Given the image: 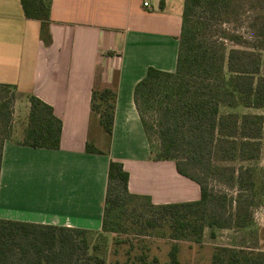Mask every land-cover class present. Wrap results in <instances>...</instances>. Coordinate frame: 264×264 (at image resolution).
I'll list each match as a JSON object with an SVG mask.
<instances>
[{"label": "trees", "instance_id": "16d2710c", "mask_svg": "<svg viewBox=\"0 0 264 264\" xmlns=\"http://www.w3.org/2000/svg\"><path fill=\"white\" fill-rule=\"evenodd\" d=\"M19 1L24 17L39 21V37L49 45L51 0ZM176 39L174 70L148 66L133 88V102L150 159L172 161L178 174L197 184L198 199L154 204L150 196L128 190L129 173L110 159L100 230L0 218V264H159L149 258L146 245L134 246L132 237L146 236L170 240L162 264H180L178 242L200 243L207 227L213 235L218 228L249 224L255 195L246 192L257 183L264 187L263 178L250 168L223 172L217 163L256 159L262 116L221 114L220 107L264 106V0H183ZM9 91L13 98L16 86L0 83V132L11 119ZM25 97L28 110L19 132L8 130L0 139V167L5 139L33 148L60 147L62 121L53 108L34 94ZM115 105V89L98 73L90 116L108 140ZM84 149L107 154L90 142ZM209 264H264V251L215 247Z\"/></svg>", "mask_w": 264, "mask_h": 264}, {"label": "crops", "instance_id": "0c3cea01", "mask_svg": "<svg viewBox=\"0 0 264 264\" xmlns=\"http://www.w3.org/2000/svg\"><path fill=\"white\" fill-rule=\"evenodd\" d=\"M182 3L51 0V43L45 45L39 21L24 17L20 1L0 0V83L34 94L62 121L59 149L3 142L1 219L100 230L110 159L129 173L128 190L154 204L198 199L197 184L178 174L172 161L149 158L133 102V88L148 66L174 70ZM98 73L116 91L110 140L98 131L90 135V94ZM86 142L107 154L85 152ZM151 169L165 172L155 177L154 188L146 185Z\"/></svg>", "mask_w": 264, "mask_h": 264}, {"label": "rangeland", "instance_id": "374dc122", "mask_svg": "<svg viewBox=\"0 0 264 264\" xmlns=\"http://www.w3.org/2000/svg\"><path fill=\"white\" fill-rule=\"evenodd\" d=\"M12 93V91L7 92V99H11V104L9 106L11 119L5 128L3 127V131L0 132V139L5 138L8 130H10L12 134H17L19 132V128L23 123L28 110V102L25 95L17 91L14 92V96L11 98ZM220 113H236L238 115L250 113L259 114L262 116V133L259 140V152L256 159L245 161L235 159L233 161H223L220 164H217L218 166H221L220 170H223V172H227L231 168L236 170L242 167L243 171L247 168H250L254 173L258 174L257 176H261L264 182V106L260 108H253L244 107L241 104L235 107H227L222 105L220 107ZM90 117L91 137L97 131L101 132V134H104L102 133L103 131L99 126L96 117ZM154 139L155 135H152L150 144H155ZM150 156L149 150V158ZM162 173L165 175L164 170H148V180L146 183L147 187L154 188L158 184L155 182V177L160 176ZM217 177H220V175L218 174ZM161 183H169V185L173 188H178V183L172 180L166 182V179H162ZM212 184L214 185L217 183L215 181ZM215 190L225 191L226 188L215 185ZM246 193L249 195H255V207L253 208V213L249 224L245 227H236L231 225L229 228H218L214 230L213 235L210 234L209 228L207 227L204 229L203 238L200 243H192L187 241L178 242V259L180 264H209L212 252L215 247H229L235 249L244 248L245 250L264 251V187H261L260 184L257 183L252 188V190H249ZM170 196L172 197L173 195ZM132 239L135 247L146 245L149 258L156 257L159 264H162L167 260V252L170 246V240L156 236L136 238L132 237ZM118 258L120 262H122V257L118 256Z\"/></svg>", "mask_w": 264, "mask_h": 264}, {"label": "built area", "instance_id": "2783aa9c", "mask_svg": "<svg viewBox=\"0 0 264 264\" xmlns=\"http://www.w3.org/2000/svg\"><path fill=\"white\" fill-rule=\"evenodd\" d=\"M143 4H144L145 6H147V2H144Z\"/></svg>", "mask_w": 264, "mask_h": 264}]
</instances>
